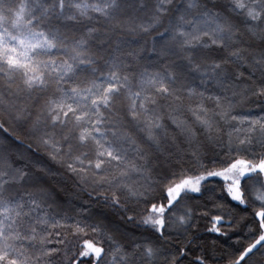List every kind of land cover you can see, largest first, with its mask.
I'll use <instances>...</instances> for the list:
<instances>
[{
  "label": "snow or ice",
  "instance_id": "6c2138e0",
  "mask_svg": "<svg viewBox=\"0 0 264 264\" xmlns=\"http://www.w3.org/2000/svg\"><path fill=\"white\" fill-rule=\"evenodd\" d=\"M0 130V264H264V0H0ZM215 177L222 257L174 211Z\"/></svg>",
  "mask_w": 264,
  "mask_h": 264
},
{
  "label": "trees",
  "instance_id": "16d2710c",
  "mask_svg": "<svg viewBox=\"0 0 264 264\" xmlns=\"http://www.w3.org/2000/svg\"><path fill=\"white\" fill-rule=\"evenodd\" d=\"M10 2L13 3H19L20 0H10ZM152 35H155V33H152ZM144 39H150L149 37H145ZM104 71H107L106 69H103ZM253 114H258V109L253 110ZM6 128H9L8 124H5ZM13 128H9V131H12ZM17 134L20 135L19 131H17ZM0 135H4L2 130H0ZM33 148H35V145H33ZM229 157L222 151L218 150V158L216 163L211 164L210 167L214 169H218L219 167H223L224 165L220 163L221 160H226ZM247 159H253V157H245ZM258 159V157L256 158ZM205 164H208L209 162L207 160L204 161ZM166 183V181H161L160 186H158L155 189L154 195L159 197L158 200H153V203H160L166 201L164 200V192L162 190V185ZM226 187V182L222 180L220 177L212 178L210 183L208 184L209 191L201 194H192V199L185 198V203L177 206V208L174 210L177 215H183V208L185 206L192 208V211L194 213V223L192 228L188 232V238H191L195 235L200 236V243H203L205 246L211 244V242H215V248L212 250L213 254L217 257H222L225 255L230 254L233 249V245L236 244L237 239L239 238L242 241L247 242V229L243 230L242 235H234L233 233H240L241 229L243 227V221L240 220V217L249 216L250 212L246 213L243 211L244 206L240 205L237 207V202H231L229 203V198L221 199V197L224 196V193L222 189ZM212 189L215 191L213 192ZM61 196L64 200L69 201L72 205H75L79 207L80 205L84 204L85 201H88V195L86 192H78L74 188L69 187L68 191L61 193ZM215 200L217 203H223L225 205V208L223 211L218 210L215 205L212 203V201ZM93 207L91 211L95 213H99L101 210L108 212L111 215L110 209H101L100 205H98L95 201L92 202ZM150 207V205H146L143 202H141L138 206H136L135 213L130 214H136L137 215V223L139 222V219L141 216L147 215V209ZM258 207V205H257ZM229 209L231 210L230 214L225 215V212H228ZM221 215L224 216V223L219 225L222 227V230L226 231L228 233L227 236H220L217 233H212L209 231V229L212 227V217ZM115 218V217H113ZM233 219H236L238 223L233 226L230 221ZM132 227V226H129ZM146 231L144 228H141L139 232ZM150 232V230H147ZM139 232L137 234H139ZM166 235H169L166 233ZM85 239H103L100 236L93 237L91 234L84 237ZM169 239L172 240L173 244H181L183 245L185 243V237L182 235H178L176 233V230L173 229L172 233L169 235ZM82 243V241H80ZM238 247L239 245L236 244ZM203 254L202 250L199 248H196L195 245H193V250L189 252L188 258L183 261V264H195V261L198 256H201ZM209 264H227V261L225 259H215L210 260Z\"/></svg>",
  "mask_w": 264,
  "mask_h": 264
}]
</instances>
